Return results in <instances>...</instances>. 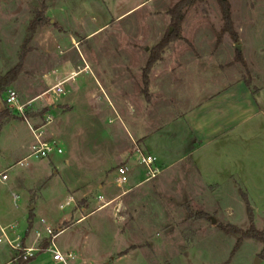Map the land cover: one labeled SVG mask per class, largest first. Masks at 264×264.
Returning <instances> with one entry per match:
<instances>
[{"label":"rangeland","instance_id":"obj_1","mask_svg":"<svg viewBox=\"0 0 264 264\" xmlns=\"http://www.w3.org/2000/svg\"><path fill=\"white\" fill-rule=\"evenodd\" d=\"M178 2L0 0V75L25 50L22 70L7 89L27 103L53 85L56 74L62 81L68 79L57 98L63 105L52 106L44 114L54 116L44 129H52L62 153L24 160L21 158L29 151L18 148L7 169L8 179L0 182V194L7 193L11 205L18 195L17 205L34 207L36 220H44L36 229H63L54 244L62 253L72 254L69 264H254L256 258L257 264H264V257H258L259 241L242 238L235 248L239 235L219 227L235 225L246 230L250 207L255 228L264 230V190L245 189L236 176L221 173L218 165L203 166L199 175L189 161L142 181L147 168L137 162L135 151H149L138 138L145 137L148 145L157 126L162 135L156 144L162 147L158 153L173 146L172 136L181 129L172 118L192 106L206 87L194 85L188 77L174 78L175 101L165 110L164 104L150 106L141 92L149 52L172 31L169 10ZM228 2L237 41L220 31L223 20L217 0H187L179 12V38L168 43L156 63L182 61L187 66L196 60L222 70L236 65L238 76H249L244 50L248 40L254 44L261 39L264 48V0ZM70 66L79 71L75 76L74 71L68 73ZM152 73L151 69L150 98L154 95ZM211 73L204 77L214 78ZM5 92L0 109L3 104L7 107ZM47 102L46 95L27 106L40 108ZM37 121L44 124L43 118ZM13 127L19 145L33 141L25 121H15ZM123 150L127 152L121 155ZM211 161L216 164L219 160ZM47 166L46 175L43 169ZM121 166L128 169L127 179L118 184ZM71 183L76 184L67 190ZM66 196L72 197L66 200L68 206L63 204ZM77 218L83 219L76 222ZM46 241L32 257L45 251ZM0 247L3 258L9 249L4 244ZM46 257L41 254L33 264H44Z\"/></svg>","mask_w":264,"mask_h":264},{"label":"crops","instance_id":"obj_2","mask_svg":"<svg viewBox=\"0 0 264 264\" xmlns=\"http://www.w3.org/2000/svg\"><path fill=\"white\" fill-rule=\"evenodd\" d=\"M188 40L193 42L191 39ZM261 41L263 40L259 39L253 44L248 40L249 43L246 44L248 49L244 50V59L248 66L249 76H246V74L238 76L236 65L225 66L222 70L219 66L211 69L196 60L192 65L187 66H183L182 61L179 63L175 61L166 63L159 61V64L155 63L152 68L151 79L154 95L149 100L150 106L164 104L165 110L168 108L169 102L175 101V97L172 95V81L174 78L188 77L189 81L194 83V85L199 83H201L199 85H206L192 106L185 108L174 116L175 118H172L176 128L180 127L182 133H175L172 136L174 138H172L173 146L167 147L165 152L161 151L158 153V150L162 149V147L159 149L156 144L158 145L162 135H160V130L157 126L153 130L154 140L150 141L148 145L144 144L145 137L138 138L140 145L145 150L148 149L149 155L157 158L156 165L161 166L160 172L183 161H189L190 166L199 175L204 171L203 166L204 168H213L214 165H218L217 168L221 173L229 174L230 177L236 176L238 183L242 184L245 189L264 190V48H261ZM160 63L164 64L161 65ZM68 69V73L74 71V76L79 72L73 70L71 66ZM175 70L180 73L174 74ZM209 71H212L211 75L214 78L209 77L206 79L204 77ZM194 80H198V83ZM247 80L249 84H246ZM52 81H55L53 82L55 84L62 80L56 74L53 76ZM99 87L101 88V86ZM139 92L140 88L138 87ZM39 95L33 98L32 102L39 100L41 98ZM47 100L46 106L51 108L55 105H63V103L57 101L58 99H56L57 102L54 101L53 103H51V99L47 98ZM138 100L142 102L141 97ZM67 106L71 108L69 104ZM4 107L3 104L0 111ZM156 113H154L155 119L157 118ZM15 121L23 122L25 120L12 118L0 128V173L11 166V161L18 152V148L29 151L30 145L34 142L33 135V141L30 140L26 144H18L20 139L12 134L15 132L13 127V122ZM29 121L35 131H38L35 133L40 134L41 139L54 140L56 142L55 133H53L52 129L45 130V125L39 124L38 121L32 119H29ZM156 122L155 120L154 125H157ZM25 123L29 129L26 121ZM175 135L176 137H174ZM126 152L127 150H123L120 154L122 155ZM28 153L21 159H24ZM203 155H205V158L202 161L200 157ZM212 159L219 161L213 164ZM43 171L47 175L49 167H45ZM215 171L217 170L215 169ZM7 179L8 176L6 174L5 180ZM5 180H0V182ZM144 180L145 178L142 181ZM45 181H43V184H45ZM142 181L137 183L140 184ZM210 182L211 180L204 182V184ZM213 183L216 186L218 184L216 180ZM75 184H69L66 189L71 190ZM50 189L54 192L55 186L52 185ZM3 195L6 196L3 197ZM3 195L0 194V227H4L8 237L16 239V242L20 243L21 246H35L46 243L48 238L44 229L35 228L38 222L42 224L44 220L43 218L36 220L37 214L34 211V207L25 208L24 203L17 205V201L20 199L18 195H15L16 201L11 205L7 200V193ZM68 199L72 200V197L66 196L63 201V204H66L65 206H68L66 201ZM61 205L60 207H62ZM82 219L77 218L76 222ZM36 230L41 232V237L43 238H36ZM0 244H4L9 249L8 253L3 258H0V264H16V251L6 242H1ZM44 253L47 256L43 261L44 264H57L47 251L38 253L27 264H33Z\"/></svg>","mask_w":264,"mask_h":264},{"label":"trees","instance_id":"obj_3","mask_svg":"<svg viewBox=\"0 0 264 264\" xmlns=\"http://www.w3.org/2000/svg\"><path fill=\"white\" fill-rule=\"evenodd\" d=\"M186 1L187 0H180V2H178L176 5H174L169 10V12L172 14L171 24H170V26L172 27V31L169 34H166L165 37H163L157 44H155L149 52L146 66L141 74L142 83H143L141 92L144 94V97L147 101L150 100L148 74L150 73L151 69L155 65L156 61L160 58V55L163 49L168 45V43L172 40H176L177 38H179V32L181 29L180 24L182 20V16H180L179 12ZM217 3L220 7L221 16L223 20V27L220 31L227 32L232 38V40L237 41V34L234 31L232 21L230 18L231 10H230V4L228 0H217ZM236 51L238 52V50ZM24 54H25V50L19 56L18 62L11 69L6 71L3 75H0V97L6 91V89L17 80L22 70ZM237 57H238L237 59L243 64V61L240 55H237ZM246 84H249L248 80L246 81ZM50 109H51L50 106L49 107L45 106V107H40V108H33L31 106H25L23 113L17 116V115H14L8 107H4L0 111V128L6 121L12 118H19L22 120L32 119L36 121L41 120L43 118V115ZM247 210H248L249 227L246 230H242L235 225H219V227L227 233H235L239 235L235 248L239 247V245L241 244L242 238L254 239V240L259 241L262 244V249L260 253L258 254V257L262 258L264 257V230H259L255 228L253 224L252 210L250 209V207H247ZM42 248L45 249V246H43ZM33 259L34 257H28L26 259L18 258L15 260H16V264H27Z\"/></svg>","mask_w":264,"mask_h":264},{"label":"built area","instance_id":"obj_4","mask_svg":"<svg viewBox=\"0 0 264 264\" xmlns=\"http://www.w3.org/2000/svg\"><path fill=\"white\" fill-rule=\"evenodd\" d=\"M73 76L74 74L71 73ZM71 76V77H73ZM65 81L57 82L53 85H51L46 91H44L39 97L46 96L47 98L51 99V103H53L58 96L63 93L60 86ZM38 97V98H39ZM4 102L7 105V107L11 110V112H15L18 114H22L25 106L30 104L32 102L28 101L27 103H22L18 100L17 94L13 89H7L4 95ZM44 124H49L54 120V116L51 115H43ZM27 122L29 129L34 135V142L29 147V153L24 158V160L34 157L37 159L46 158L49 156L50 153L56 152L58 154L62 153V150L54 140H43L40 138V134L35 133V129L33 128L31 122L28 119H25ZM135 152L137 153L136 159L137 162L140 164H143L147 168V176L145 177V180H148L154 176H156L160 169L156 165L157 158L153 155L144 154L139 149H137ZM118 175L116 178V182L118 184L124 183L126 181V174L128 172V169L125 166H121L118 168ZM6 172L7 170H4L2 173H0V180L6 179ZM106 205V204H104ZM104 205L100 206L99 209H101ZM43 221V220H41ZM47 238H48V246L45 249V251L49 252L52 260L57 264H69V260L73 257L71 253L64 254L54 244V239L57 236L59 232H61V229L58 230V232H54L50 227H45L44 229ZM36 238H43L41 237L42 234L39 230L35 231ZM6 242L12 249L16 251L15 259L21 258L26 259L28 257L34 256L37 252H39V244L32 245V246H21L20 243L16 242V239H10L8 237L7 232L5 231L4 227H0V243Z\"/></svg>","mask_w":264,"mask_h":264},{"label":"water","instance_id":"obj_5","mask_svg":"<svg viewBox=\"0 0 264 264\" xmlns=\"http://www.w3.org/2000/svg\"><path fill=\"white\" fill-rule=\"evenodd\" d=\"M259 262V259L256 258L255 261H254V264H257Z\"/></svg>","mask_w":264,"mask_h":264},{"label":"bare ground","instance_id":"obj_6","mask_svg":"<svg viewBox=\"0 0 264 264\" xmlns=\"http://www.w3.org/2000/svg\"><path fill=\"white\" fill-rule=\"evenodd\" d=\"M74 41V40H73Z\"/></svg>","mask_w":264,"mask_h":264}]
</instances>
